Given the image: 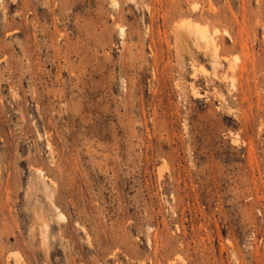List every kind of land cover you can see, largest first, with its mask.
I'll list each match as a JSON object with an SVG mask.
<instances>
[{"label": "rangeland", "instance_id": "1", "mask_svg": "<svg viewBox=\"0 0 264 264\" xmlns=\"http://www.w3.org/2000/svg\"><path fill=\"white\" fill-rule=\"evenodd\" d=\"M0 264H264V0H0Z\"/></svg>", "mask_w": 264, "mask_h": 264}, {"label": "bare ground", "instance_id": "2", "mask_svg": "<svg viewBox=\"0 0 264 264\" xmlns=\"http://www.w3.org/2000/svg\"><path fill=\"white\" fill-rule=\"evenodd\" d=\"M195 28H196V27H195ZM201 30H202V29H201ZM195 34H196V33H195ZM202 34H203V33H202ZM204 34H205V33H204ZM201 36H203V35L200 34V37H201ZM204 38H205V35H204ZM207 39H208V38H207ZM211 41H214V40H211ZM205 42H206V40H205ZM214 44H215V43H214ZM213 47H214V46H213ZM41 175H42V174H41Z\"/></svg>", "mask_w": 264, "mask_h": 264}]
</instances>
